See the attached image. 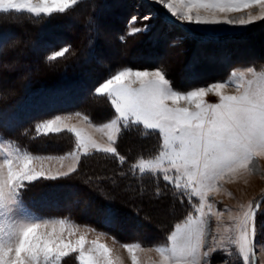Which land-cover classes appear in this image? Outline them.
<instances>
[{"label": "snow or ice", "instance_id": "snow-or-ice-1", "mask_svg": "<svg viewBox=\"0 0 264 264\" xmlns=\"http://www.w3.org/2000/svg\"><path fill=\"white\" fill-rule=\"evenodd\" d=\"M82 2L0 0V20L27 17L39 22L65 14ZM155 3L167 10L163 19L169 25L175 24L173 17L190 25L247 26L264 21V0H155ZM246 8L258 12L239 18L216 15ZM201 10L211 14L201 15ZM159 14L158 10L142 19ZM137 20V16L129 19L126 34L119 37L121 41L149 30L147 24L137 27ZM20 42L16 39L15 45ZM88 44L91 47L93 40ZM45 47L50 49L44 57L46 64L75 54L70 45L58 49L52 44ZM230 86H235L236 94H225L224 90ZM210 92L218 97L217 103L205 101ZM91 95L106 98L114 109L110 119L100 125L82 117L89 127L106 135L107 143L102 146L83 131L67 127L75 137V147L66 156L56 158L60 161L56 171L44 167L53 157L33 155L0 136V264H62L71 253H77L79 264H118L119 258H113L112 250L98 242L103 233L86 248V234L95 229L85 228L84 234L73 243L64 234L73 236L81 231L80 226L67 219L37 217L22 200L21 190L28 184L41 178L69 177L77 171L81 155H88L92 149L114 157L121 166L120 175L127 177L130 173L137 180L141 195L145 193L143 180L147 178L156 185L155 194L159 197L162 180L165 188L171 185L175 199L183 203L186 198L191 205L192 211L175 224L166 243L148 249L140 243L123 245L132 264H140L137 253L144 251H155L158 264H211V257L217 252L226 257L222 264H232L237 256L242 258V264H256V250L264 248L257 240L256 224L264 198L240 205L241 211L235 216L229 214L231 223L218 226L216 235L209 231V219L214 216L219 221L224 212L216 211L208 198L221 191L222 181L232 182L254 174V162L264 159V65L260 69L233 71L225 81L187 91L172 86L163 66L143 70L123 67L99 83ZM182 102L187 106H181ZM2 119L7 126L11 118ZM61 124L62 118L56 116L38 123L36 131L45 135L60 132L64 130ZM125 132H135L141 139L158 133L156 151L148 156L141 153L127 169L123 168L126 157L116 147ZM65 159L71 163L63 170ZM103 213L104 224L115 222L111 209H104ZM208 236L211 242L206 247Z\"/></svg>", "mask_w": 264, "mask_h": 264}, {"label": "rangeland", "instance_id": "rangeland-1", "mask_svg": "<svg viewBox=\"0 0 264 264\" xmlns=\"http://www.w3.org/2000/svg\"><path fill=\"white\" fill-rule=\"evenodd\" d=\"M85 3L88 4L84 5ZM85 8L89 12L87 15L84 13L86 12ZM158 10L159 15H154L149 20L142 19V17L149 13H156ZM166 11L161 5L156 4L155 0H83L82 3L67 13L56 14L52 18L47 20L41 19L39 22H33L31 18L27 17L20 19L13 17L11 20H0V33L12 27L16 29V34L12 35V42L6 48L7 55L3 63L0 64V81L1 86L5 90V95L2 93V96H11L14 94V89L16 91L22 88L21 83L25 82L27 78L24 79L21 74H18L19 69L25 68L28 70L29 68L26 63H21L22 56L30 55L31 51L40 53L44 49V43H41L44 40H38V35L42 34L44 36V33L49 31L51 26L58 22L60 24L63 22L64 24L61 25L67 31L63 34L66 37L65 44L57 47V49L64 45L71 46L70 42H72L77 51L73 50L74 55L72 53L66 54L64 58L54 61L50 66L44 60L47 52L42 55L43 62L37 56L34 58L35 60L32 65H38L39 62L42 63L41 66H38V70H46L47 75L51 73V69L54 73L60 72L62 68L67 71L71 67L67 63L76 57L80 58L76 60L75 65L83 64L82 61L88 57L87 52L93 46H96V43H98L97 48L103 47L102 50L104 47L106 49L107 46L109 47L108 51H105L104 54L102 52V55L97 56L96 60L91 62L90 65L87 64L88 67L91 65L94 67V63H97V60H99L100 66L99 68L97 67L99 70H94L93 76L107 70V74L104 77L97 76L98 80L93 89L123 67L143 70L163 66L166 70V78L171 82L172 86L176 89L187 91L196 87L208 86L214 82L225 81L233 71L244 70L247 67L260 69L261 65H264V21H256L254 24L247 26H240L238 24L190 25L187 22L175 20L173 17L172 19L175 21V24L169 25L163 19V13ZM104 12L106 13L105 15ZM249 12L256 13L258 9L246 8L241 12L216 13V15L220 18H224L225 15L230 18H239L246 16ZM112 13L118 15L115 17V15L112 16ZM200 14L210 15L211 13L201 10ZM103 16L105 17L102 18ZM132 16L138 17L137 27H143L146 24L150 27L147 32L138 33L135 36H127L124 41L127 42L129 39L134 40L137 38L138 42L134 41L139 43L141 40H146L149 35H154L152 29H155V31L160 30V37L165 39L166 42L159 45L161 49H154L153 51L155 54L153 60L158 63L161 62L160 65L152 67L130 65L122 67V65H114L115 62L124 61L125 58L133 63L139 61L140 56L137 54H129L127 56L125 54L127 50H121V46L114 37L116 35L119 39L122 34H126L128 21ZM216 38H223V40L216 42L214 41ZM16 39L21 41L18 45H15ZM90 39L93 40L91 47L88 44ZM52 40L54 42V39ZM253 41H255L254 44ZM81 48H84V51L78 52ZM109 60L112 65L106 68L104 64ZM192 66L193 70L191 69ZM109 68L111 70L110 73L108 72ZM100 69H103V71L101 70V72ZM224 92L225 94L234 95L236 94V88L235 86H230ZM10 100L12 101L13 99L3 97L0 105ZM205 101L207 103H217L218 97L210 92L205 97ZM90 102L88 107L83 111H63L46 119L35 121L32 124L31 131L34 133L30 134L28 139L33 141L36 140L35 138L40 137L43 140L40 143V147H33V150L36 151L29 152L40 157H53L51 161L45 162L44 167L46 169L51 168L53 171L59 169L60 161L56 158L66 156L67 153L74 149L75 137L67 131V127H75L77 130H81L91 136L102 146L106 145V135L89 127L82 117L87 116L92 123L100 125L102 122L110 119V117L106 118L108 113H103V111H109L108 107L113 108L108 101L105 102L103 100V97H96L95 101L92 98ZM181 106L187 105H184L182 102ZM77 113L81 115L77 116ZM93 115L96 120H94ZM56 116L62 118L61 126L64 130L48 133L47 135L43 134V132L37 133L36 125L38 123L54 119ZM119 141L116 144L117 150L121 155L126 157L127 161L123 166L124 169H127L128 164L141 153L144 156H148L156 151V146L153 147V151L149 149L145 151V144L136 143L129 144V147L132 146L131 148H128V145H122L121 149H118ZM11 142L18 146L14 141ZM46 143L48 147L45 148ZM130 150L133 152H130ZM129 154L132 156L131 158H129ZM105 157L108 156L92 149L88 155H81L76 172L67 178L49 180L57 183V186L53 189H58L60 192L59 201L63 203L62 206H78L77 217L80 219L68 216L59 218L36 214L35 216L46 219H67L80 226L81 231L75 235L69 236L67 232L64 234L65 239L73 243L81 234H84L85 228L95 229V231H88L86 234V248L91 247L92 242L97 241L98 235L103 233L104 235H99L98 242L107 245L112 250L113 258H119L118 264L122 263V259L124 260V264H132L131 258L123 245L140 243L144 249H148L155 245L166 243V237L174 229L175 224L182 222L188 213L192 211V208L186 198H184L183 203L179 199H175L170 191L171 185L165 188L162 180L159 185L161 188V195L159 197L155 194L156 185L147 178L143 180L145 193L141 195L137 180L130 173L127 177H122L120 175L122 169L120 167L116 170L111 168L110 162L105 161ZM93 159L95 160L92 161ZM115 162L117 163L116 165L120 166L116 159ZM70 163V159H65L63 161V170H66ZM106 163L110 166L106 165ZM116 165L114 167H117ZM254 167V174L237 178L232 182L222 181L221 191L218 194L213 193L209 196L208 199L215 205V210L224 212V216L219 221L214 216L209 219V231L212 235H216L218 226L231 223L229 214L232 216L237 215L241 211L240 205H247L250 201L264 198V159H257L254 162ZM39 180L46 181L43 178ZM113 180H115V183L112 182ZM64 183H67V185ZM193 199L195 200V198ZM160 202H162V206L159 204ZM108 203H114L116 207L120 206V210L122 208L120 211L122 216L120 218L116 216L115 222L108 224L112 227L110 229L104 227L102 225L103 222L100 223V221H103V210L106 209L104 205ZM159 220L164 222H162L164 226H161ZM256 224L257 240L261 245H264V207L261 208L260 213L257 215ZM206 240L207 247L208 243L211 242V236H208ZM116 253L118 254L116 255ZM137 256L140 264H158L159 261V256L155 251L139 252ZM76 257L77 253H71L63 259L62 264H79ZM256 258V264H264V248H257ZM225 259L224 254L220 252L214 253L211 257V264H222ZM232 264H242V258L238 256L233 258Z\"/></svg>", "mask_w": 264, "mask_h": 264}, {"label": "trees", "instance_id": "trees-1", "mask_svg": "<svg viewBox=\"0 0 264 264\" xmlns=\"http://www.w3.org/2000/svg\"><path fill=\"white\" fill-rule=\"evenodd\" d=\"M87 4L85 3L84 5ZM86 10L87 8H85V11ZM84 13H86L87 15L89 12L86 11ZM113 15H115L116 17L118 14L112 13V16ZM61 24L64 23L62 22ZM61 24L58 22L57 24L51 26L49 31L44 33V36L42 34L38 35L37 37L38 40H44L41 42L44 43L43 45L44 49L41 50L40 53H37V51L34 52L31 51L30 55L28 54L22 56L23 58L21 57L22 58V60H20L21 63H26L29 67L28 70H26L25 68L19 69L18 74H21L24 79L27 78L25 79L26 80L25 82L23 81V83H21L22 88H20L19 90L17 89L16 91L14 89L13 92L14 94H12L11 96L8 95L2 96V93L4 94L5 90L1 86V81H0V103L2 102L3 97H7L8 99L10 98L13 99L12 101L11 100L8 102L6 101L7 103L0 105V136L4 137L5 139L14 141L19 147L27 149L28 151H36L33 150L34 149L33 147H40V143H42L43 140L40 137H37L38 139L35 138L36 140L33 141L28 139L30 137V134L34 133L31 131V127L35 121L43 120L44 118L46 119L49 116H52L54 114L63 111L85 110L88 107V105L91 103L90 100L92 98H94V101L96 100V97L91 95V93L93 90V86L98 80V77L101 76L104 77L107 74V70L106 72H104L105 70L103 71V69H100V71L102 70L103 72L101 71L102 73L93 76V71L99 70L98 69L100 66L99 60H97L98 61L97 63H94V67H92V65L89 67L87 66V64L90 65L91 62L95 61L97 56H101L102 52L104 54L105 51H108L107 49L109 47L107 46L106 49L104 47L103 50H102L103 47L97 48L96 46H93V48L89 49V51L87 52L88 57L87 59L82 61L83 64L75 65L76 60H79L80 58V57H76L73 60L69 61V63H67L70 64L71 66L67 71L66 69L62 68L60 72L54 73L51 69L52 74L50 73L51 74V75L49 74L50 76L47 75L46 70L45 71L42 69L38 70L39 68L38 66L39 65L41 66L42 63L39 62L38 65L37 64L32 65L35 60L34 58L37 56L40 58L41 62H43L42 55L50 51L49 48L45 47L46 44H52L55 48L65 44L66 37L63 34L66 33L67 30ZM15 31L16 29L12 27L0 33V52H3V59L0 60V64L3 63L4 58L7 55L6 48L8 45H10L9 43L12 42L13 40L12 35L16 34ZM152 31H154V35H149V37L146 39L147 41L141 40L139 41V43H137L138 42L137 38L134 39L137 42L132 39L131 40L129 39L127 42L126 41L122 42L115 35L114 37L117 43L121 46L122 48L121 50H127L125 53L127 54V56H129V54L130 55L137 54L138 56H140V58L138 61L139 63L138 62L133 63L131 61L129 62L128 59L125 58L124 61H121L119 59L120 62H115L114 65L117 66L122 65V67L125 65L143 66V67H148V66L152 67L154 65L156 66L160 65L161 62L158 63L153 60V57H155L153 51L154 49L157 50L161 49L159 45H161L163 42H166V40L160 37L161 35L160 30L159 32H157L158 30L155 31V29L154 30L152 29ZM52 39H54V42H52L53 41ZM222 40L223 38L220 39L216 38V40L214 41L220 42ZM70 43L72 44L71 49L75 51L76 47L72 42ZM143 44H145L144 47ZM96 45H98V43H96ZM82 50L84 51V48H81V50L78 52H81ZM14 59L16 58L14 57ZM126 59L127 61H125ZM110 63L111 62L109 60L104 64V66L108 68L109 66L112 65V63L111 64ZM52 64L53 62H51V64L48 65L50 66ZM67 64H65V66H67ZM97 64L98 66H96ZM189 64L192 65L193 63H189ZM191 69L193 70V66ZM108 72L109 73L111 72L110 68L108 69ZM103 100L105 102L107 101L105 98H103ZM108 110L109 111H103V113L104 112L108 113L106 118L111 117L114 111L109 107ZM4 116L11 118L7 122V126H5L2 119ZM94 120H96L95 117ZM17 122H19L18 125ZM157 136L158 133L148 138L141 139L135 132H125L121 135L119 139L120 141L118 144L119 147L118 149H121L122 145L124 146L128 145V148H131L132 146L129 147V144L136 143V144H145L144 146L145 151H147L148 149L153 151L152 150L153 147L157 145ZM35 142H37V144H35ZM46 147H48L47 143L45 144V148ZM130 152L133 151L130 150ZM94 155L97 156L96 154ZM131 157L132 156H130L129 154V158ZM94 158H98V157H94ZM94 160L95 159H93L92 161ZM105 161L110 162L111 168H114V170L118 169V167L121 168V166L116 165L117 163L115 162L114 157L111 156L105 157ZM106 165L109 164L106 163ZM115 165L117 167H114ZM64 184L67 185V183ZM56 186L57 183L51 182L49 180L48 181L39 180L37 182L28 184L26 188L21 190L22 200L25 206L31 212L40 216L55 217V218L68 216L70 218L73 217L75 219L76 217L77 219H80L79 217H77L78 215L77 205H75L74 207H72V205L67 207L62 206L63 203L59 201L60 192L58 191V189H53ZM161 203L162 202H160L159 204L161 205ZM104 207H106V209H111L115 214V217L117 216L118 218H120L122 216V213H120L122 209L120 210V208H118V206L116 207L114 203L105 204ZM169 218H171V216H169ZM101 222L102 221H100V223ZM102 225L109 229L112 228L108 224L102 223Z\"/></svg>", "mask_w": 264, "mask_h": 264}, {"label": "bare ground", "instance_id": "bare-ground-1", "mask_svg": "<svg viewBox=\"0 0 264 264\" xmlns=\"http://www.w3.org/2000/svg\"><path fill=\"white\" fill-rule=\"evenodd\" d=\"M104 11H105V10H104ZM101 12H102V11H101ZM102 14H103V13H102ZM105 14H106V13L104 12V15H105ZM98 15H100V14H98ZM107 16H108V14H107ZM99 17H101V16H99ZM104 17H105V16H103L102 18H104ZM99 19H100V18H99ZM152 28H154V27H152ZM153 30H154V29H153ZM157 32H159V31H157ZM263 33H264V32H263ZM263 36H264V35H263ZM251 37H252V36H251ZM255 37H256V36H255ZM255 37H254V39H256ZM250 39H251V38H250ZM259 39H260V38H259ZM251 43H252V42H251ZM254 43H255V41H253V44H254ZM258 43H259V42H258ZM96 46H97V45H96ZM255 47H256V46H255ZM259 47H260V46H259ZM259 47H258V48H259ZM261 47H262V46H261ZM249 49H250V48H249ZM253 49H254V48H253ZM250 51H251V50H250ZM198 60H199V59H198ZM202 62H203V61H202ZM204 63H205V61H204ZM206 64H207V62H206ZM161 204H162V203H161ZM161 206H162V205H161ZM119 207H120V206H118V208H119ZM164 207H165V206H164ZM161 208H162V207H161ZM121 209H122V208H121ZM141 214H142V213H141ZM162 214H163V213H162ZM159 221L161 222V226H164V225H163L164 222L161 221V220H159ZM162 222H163V223H162ZM158 235H159V234H158ZM117 254H118V253H116V255H117ZM118 257H120V255H118ZM122 263L124 264V260H123V259H122ZM122 263H121V264H122Z\"/></svg>", "mask_w": 264, "mask_h": 264}, {"label": "water", "instance_id": "water-1", "mask_svg": "<svg viewBox=\"0 0 264 264\" xmlns=\"http://www.w3.org/2000/svg\"><path fill=\"white\" fill-rule=\"evenodd\" d=\"M256 262H257V258H256Z\"/></svg>", "mask_w": 264, "mask_h": 264}]
</instances>
